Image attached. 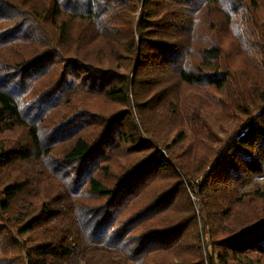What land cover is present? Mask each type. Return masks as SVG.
Listing matches in <instances>:
<instances>
[{
	"label": "trees",
	"instance_id": "16d2710c",
	"mask_svg": "<svg viewBox=\"0 0 264 264\" xmlns=\"http://www.w3.org/2000/svg\"><path fill=\"white\" fill-rule=\"evenodd\" d=\"M187 87L240 115L198 174ZM1 137L0 264H264V0H0Z\"/></svg>",
	"mask_w": 264,
	"mask_h": 264
},
{
	"label": "rangeland",
	"instance_id": "374dc122",
	"mask_svg": "<svg viewBox=\"0 0 264 264\" xmlns=\"http://www.w3.org/2000/svg\"><path fill=\"white\" fill-rule=\"evenodd\" d=\"M229 63L232 64L234 70L236 71L237 78L239 82L245 88L246 93V103L249 107L252 108V97L250 96L253 92L249 87H254L257 84L255 78L251 82L247 79V74L253 72V77H258L257 73L252 69L250 64L246 61L243 53L233 54L229 56ZM251 84V85H250ZM182 93L183 102H190L196 106V110L201 116V120L207 126L206 131L200 127H195L192 124L186 125L185 129V140L183 141L184 146L186 147V155L184 160V166L189 167L190 169L194 168L197 171V174L205 164V168L208 167L209 161L213 148L217 145L218 140L224 139L230 131L234 128L236 121L238 122L240 115H235L236 111L226 108L223 104V100L226 99L224 93L215 92L212 90H206L202 88H183ZM251 90V93H250ZM250 94V95H249ZM229 96V95H228ZM227 96V97H228ZM104 108H111V105L105 104ZM175 131H171L169 137L174 135ZM20 132L15 134L16 138H19ZM10 140V139H9ZM0 141H4L2 137ZM4 175H0V182L5 180ZM202 179L201 175H197V178L194 182H200ZM264 188V176L260 178H255L251 183L247 184L244 189L250 188ZM191 200L194 202L195 211L198 213V198L192 195L189 192ZM214 232V231H213ZM219 235L216 234L211 237L210 233L204 234L203 237V255L204 258L207 257V254L210 252H216V247L212 244L213 238H217ZM207 264V261H205Z\"/></svg>",
	"mask_w": 264,
	"mask_h": 264
}]
</instances>
